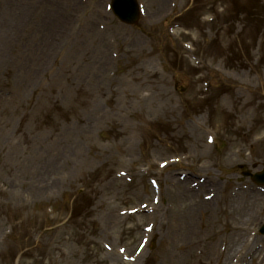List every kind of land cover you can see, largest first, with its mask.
Segmentation results:
<instances>
[{
  "label": "rangeland",
  "instance_id": "rangeland-1",
  "mask_svg": "<svg viewBox=\"0 0 264 264\" xmlns=\"http://www.w3.org/2000/svg\"><path fill=\"white\" fill-rule=\"evenodd\" d=\"M137 2L0 0V264H264V0Z\"/></svg>",
  "mask_w": 264,
  "mask_h": 264
},
{
  "label": "bare ground",
  "instance_id": "bare-ground-1",
  "mask_svg": "<svg viewBox=\"0 0 264 264\" xmlns=\"http://www.w3.org/2000/svg\"><path fill=\"white\" fill-rule=\"evenodd\" d=\"M236 99L237 98H234V102H236ZM246 105V104H245ZM199 188L201 189L203 186H206L205 185H198ZM185 188V187H184ZM197 186L196 187H193L192 184H190L189 186H187L185 189L182 190V195L184 198H187V202H190L191 200V197H192V194L196 195V191L195 189H199ZM180 197V196H177V198ZM177 198H173L175 201ZM214 199H212L211 201H213ZM205 203H201L199 206L201 205H204ZM183 226V224H181ZM233 243V241H232ZM241 257V256H240Z\"/></svg>",
  "mask_w": 264,
  "mask_h": 264
},
{
  "label": "water",
  "instance_id": "water-1",
  "mask_svg": "<svg viewBox=\"0 0 264 264\" xmlns=\"http://www.w3.org/2000/svg\"><path fill=\"white\" fill-rule=\"evenodd\" d=\"M255 182L259 184H264V173L257 174L255 176Z\"/></svg>",
  "mask_w": 264,
  "mask_h": 264
}]
</instances>
